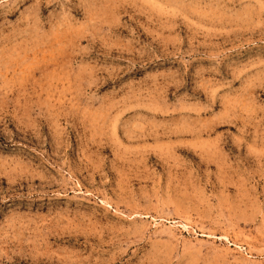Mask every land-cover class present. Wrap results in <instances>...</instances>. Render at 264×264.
I'll return each mask as SVG.
<instances>
[{
    "label": "rangeland",
    "instance_id": "rangeland-1",
    "mask_svg": "<svg viewBox=\"0 0 264 264\" xmlns=\"http://www.w3.org/2000/svg\"><path fill=\"white\" fill-rule=\"evenodd\" d=\"M0 264H264V0H0Z\"/></svg>",
    "mask_w": 264,
    "mask_h": 264
}]
</instances>
